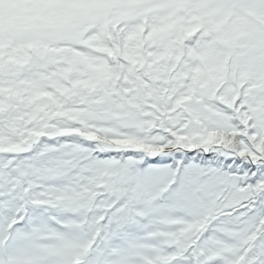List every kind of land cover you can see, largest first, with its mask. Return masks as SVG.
I'll return each instance as SVG.
<instances>
[{
  "label": "snow or ice",
  "instance_id": "1",
  "mask_svg": "<svg viewBox=\"0 0 264 264\" xmlns=\"http://www.w3.org/2000/svg\"><path fill=\"white\" fill-rule=\"evenodd\" d=\"M0 264H264V0H0Z\"/></svg>",
  "mask_w": 264,
  "mask_h": 264
}]
</instances>
